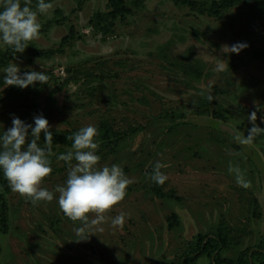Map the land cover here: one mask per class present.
<instances>
[{
  "label": "rangeland",
  "instance_id": "374dc122",
  "mask_svg": "<svg viewBox=\"0 0 264 264\" xmlns=\"http://www.w3.org/2000/svg\"><path fill=\"white\" fill-rule=\"evenodd\" d=\"M108 1L56 0L38 14V37L9 64H17L20 74L43 72L47 79L23 90L0 85V134L13 115L31 124L42 114L52 134L98 129L108 121L127 137L97 167L122 168L130 181L125 197L102 222L91 223L94 213L73 222L60 210L55 188L75 163L58 159L50 165L40 187L53 192L52 201L34 205L9 185L6 192L0 181L8 207L6 233L0 225V264L172 263L221 224L238 244L226 254L236 260L264 242V139H237L253 126V111L260 128L255 134L264 135V7L237 6L216 19L171 0H147L144 8L113 21ZM236 42L248 46L238 54L222 51ZM43 140L41 134V146ZM157 162L167 176L162 185L151 179ZM229 167L240 170L248 187L236 183ZM155 185L180 201L158 198ZM120 214L123 226H112Z\"/></svg>",
  "mask_w": 264,
  "mask_h": 264
},
{
  "label": "clouds",
  "instance_id": "9594fccd",
  "mask_svg": "<svg viewBox=\"0 0 264 264\" xmlns=\"http://www.w3.org/2000/svg\"><path fill=\"white\" fill-rule=\"evenodd\" d=\"M25 0L23 6L20 0H0V47L7 46L15 53H22L39 35L41 24L38 14H45L52 8L46 0H37L36 9L28 6ZM245 42H236L231 46L224 45L225 53H236L245 49ZM3 82L6 86H15L21 90L34 86L37 82L44 84L46 75L43 72L26 71L20 74L17 64L11 63L3 69ZM209 99H212L209 96ZM256 112L249 113L248 120L253 126L248 129L246 137L237 136L242 144H249L253 135L260 129L256 127ZM49 122L42 115L33 117L31 124L22 121L15 115L11 119V127L0 134V172L13 192L37 204L40 201H52L53 192L40 187L41 181L51 171L48 155L52 152L53 137L49 130ZM43 134V146L38 143ZM98 131L94 126L81 127L71 137V147L66 154L57 158L65 162L74 160L63 186L58 185L55 192L58 195V205L62 213L71 221H87L88 214L94 213L92 224L104 220V213L125 197L126 186L130 181L117 164L97 167L100 157L96 154ZM26 137H30L26 143ZM161 164L157 162L151 179L162 185L167 176L160 171ZM228 171L235 174V181L241 187H248V181L240 174L238 168L229 167ZM124 214L111 220L114 227H122ZM77 235L82 229H76ZM85 240V239H81Z\"/></svg>",
  "mask_w": 264,
  "mask_h": 264
},
{
  "label": "trees",
  "instance_id": "16d2710c",
  "mask_svg": "<svg viewBox=\"0 0 264 264\" xmlns=\"http://www.w3.org/2000/svg\"><path fill=\"white\" fill-rule=\"evenodd\" d=\"M56 0H46V2L54 3ZM147 0H131V2H126L125 0H109L108 6L111 9L109 16L113 21L119 18H125L132 13V9H142L145 7ZM177 5H185L191 9L196 10L201 15H207L208 17H213L216 19H223L229 10L237 6H246L251 10H259L264 7V0H219L218 2H213L212 4L204 5V3H199L196 0H171ZM21 5L25 3V0H20ZM37 5V0H29L28 6L30 9L35 10ZM110 29L112 28L111 23L108 25ZM100 30V24L96 23L94 28ZM21 53H15L6 46V50L0 47V68L7 66L14 58H16ZM189 70V69H188ZM23 74V73H22ZM196 77H200V74ZM0 85L4 86V82L0 81ZM207 106L214 104L212 101H208ZM78 130L65 131V132H55L52 134L54 139L52 152L48 155L50 160V165L58 160V156L61 154H66L68 148L71 147V137L74 132ZM98 136L96 137L98 141V149L96 154L101 157L107 153H114L118 150L122 142L126 139L127 134H121L115 131L113 126L108 121L101 122L99 128L97 129ZM137 130H131V133H136ZM264 139L263 134H254L252 142H257ZM43 146V145H42ZM76 163L74 160L67 163ZM0 172V181H2L3 187L6 192H9L8 183L6 180H2ZM154 193L158 198L165 199L170 198L175 201H180V199L171 192L170 194H164L162 190L155 185ZM254 216L258 219L263 217V212L257 201H255ZM0 209H1V219L0 225L4 233L7 232V214L8 207L7 201L4 195L0 196ZM179 225L177 216L170 218V227L175 228ZM238 244L235 243L228 227L225 224H221L216 232L209 233L205 236H199L194 244H190L188 252L182 257L181 260L172 263H162L156 262L155 264H196L200 259H207L210 264H264V242L256 247L247 248L246 250L240 252L239 257L236 260L229 258L226 254L237 248Z\"/></svg>",
  "mask_w": 264,
  "mask_h": 264
}]
</instances>
